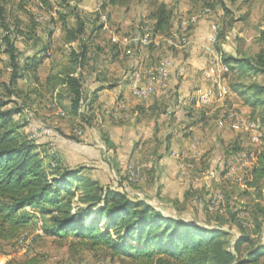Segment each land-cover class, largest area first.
I'll return each instance as SVG.
<instances>
[{
    "label": "trees",
    "instance_id": "16d2710c",
    "mask_svg": "<svg viewBox=\"0 0 264 264\" xmlns=\"http://www.w3.org/2000/svg\"><path fill=\"white\" fill-rule=\"evenodd\" d=\"M25 1L21 0V8ZM36 1L52 9L49 0ZM129 1L104 0L100 8L118 3L127 9ZM3 13L0 3V56L7 55L6 67L10 68L6 81L0 72L1 240L17 238L25 226L32 222L33 210L36 209L47 217V222L42 218L45 234L60 239L73 237L84 248L109 252L110 258L117 259L121 264H264V84L253 81L241 90L234 86L243 104L253 108L249 118L257 120L261 126L260 144L253 148L255 161L244 173L245 188L239 197L249 196L252 190L260 201L256 200L250 206L251 210L245 205L237 208L231 201L233 188L227 192L222 190L231 203H227L226 211L233 208L231 218H237V232L231 239V230L219 224L217 228L168 216L143 200L131 199L124 191L103 187L97 181L81 176L78 170L62 168L54 158V166L45 165L38 145L20 135L19 127L15 124V115L25 108L21 95H26L18 84L21 80H29L35 92V87L43 86L50 91L57 104L63 100L62 108L68 116L79 119L80 123L90 124L94 96L88 98L84 95L81 73L90 57L89 41L85 38L88 23L75 8L58 13L64 44L76 42L77 49H70L69 63L62 71L53 75L50 72L42 83L38 71L47 56L41 54L48 51L52 32H49L47 44L38 53L20 61ZM68 14L75 17L74 26L69 25ZM98 18L94 17L88 35L91 36L102 27V23H97ZM171 18L172 10L166 4L155 3L151 14L154 32L168 34ZM25 31L20 32L21 35L28 39L35 37L32 26ZM259 42L260 48L252 58L229 56L228 61L221 51L223 61L237 66L247 75H264V31H260ZM192 104L198 114L197 120L201 121L203 117L207 120L205 110L196 108L194 102ZM104 140L108 143L107 138ZM243 150L236 139L224 149L227 157ZM94 210L96 216L88 219L89 213ZM242 212L246 213L244 217L241 216ZM5 264L44 262L41 257L34 255L23 260L11 258Z\"/></svg>",
    "mask_w": 264,
    "mask_h": 264
},
{
    "label": "crops",
    "instance_id": "0c3cea01",
    "mask_svg": "<svg viewBox=\"0 0 264 264\" xmlns=\"http://www.w3.org/2000/svg\"><path fill=\"white\" fill-rule=\"evenodd\" d=\"M103 1L64 0L65 5L61 6L62 13H66L69 7V9L75 8L81 17L86 18L87 33L93 25V16L98 15L97 23H102V27L92 34L98 39L88 46V53H93V58L88 59L81 72L82 78L85 76L89 83L87 97L94 96L92 121L90 124H84L80 123L79 119H72L69 116L70 120L66 123L59 122V126L62 127L59 130H63L66 136L69 131L73 129L76 131L77 124L83 125L85 129L80 130L82 137L78 139L93 147H79L78 144L71 146L60 137L62 139L59 146L64 148L63 156L56 153L54 156L48 154L47 143L37 144L42 162L47 165L53 158L56 161L79 159L81 163L77 166L61 165V167L78 170L81 176L97 181L103 187H108L102 184L105 180L104 175L115 176L117 172L114 166L118 173L121 167L124 171L127 157L145 163L147 167L138 180V189L134 191L141 197L133 198L126 189L123 191L131 199L143 200L156 210L176 218L177 212L172 207L180 206L185 201L186 206H189L187 198L193 191H197L198 194L215 188L227 192L231 188L229 183L233 182L232 178H225L221 167L222 161L227 157L224 151L227 140L237 135V131L225 127L218 141L200 140L197 137L199 132L207 131L209 125L204 117L201 121L197 120L198 114L192 106L194 90L206 85L202 78V70L207 65L208 55L201 45L212 36V24L215 21L213 23L209 8H201L203 4L201 0H150L151 6L145 2L146 0H130L128 5L132 10L133 15H130L132 18H128L124 10L126 6L118 3L107 4L101 9L100 5ZM153 3H164L168 8L175 6V9H172L169 32L177 31L184 20L200 15L190 26L189 43L185 48L167 47L160 35L157 36L155 44L147 47L129 42L131 37L140 32L136 21L148 11V19L153 27L154 20L151 19ZM205 9H209V12L203 14ZM180 13L182 15L178 18ZM117 15L121 18L116 19ZM174 15L179 19L177 22L174 20ZM67 21L70 26H74L76 19L68 14ZM113 36L119 41L112 42ZM127 49L131 50V53L127 54ZM100 58L105 61L99 62ZM165 60L170 62V74L165 85L156 88L145 99L133 98L128 85L130 71L135 68H155ZM49 73L48 70L43 77L39 76L42 83ZM95 91L96 93L93 94ZM122 98L127 100L126 109L117 107V101ZM45 106L41 114L46 121L53 120L51 116L53 112L47 109L48 104ZM242 108H244L243 115H251L253 108L248 106ZM190 110L192 117L189 114ZM32 123L26 128L27 130L31 126H37ZM47 125L48 128H45L52 129L50 124ZM51 131L55 133L53 129ZM104 138H107L108 143ZM240 140L243 142L237 141L241 148L247 145L245 138L240 137ZM193 142H197L195 147L192 146ZM173 151L179 152L182 158L178 159L172 155ZM254 161L253 157L252 163ZM209 172H212L213 176H209ZM239 186L245 187L242 183H239ZM165 207L172 211L166 212ZM262 240L264 243V235Z\"/></svg>",
    "mask_w": 264,
    "mask_h": 264
},
{
    "label": "rangeland",
    "instance_id": "374dc122",
    "mask_svg": "<svg viewBox=\"0 0 264 264\" xmlns=\"http://www.w3.org/2000/svg\"><path fill=\"white\" fill-rule=\"evenodd\" d=\"M201 1L203 3L201 8L205 7L210 9V16H212V21L213 23L215 21V24H217L218 26L219 35L217 38V48L220 52L222 51L226 60L229 61V56L235 58H252L253 56H255L260 48V31H264V0ZM49 2L52 6V9L45 8L36 0H26L22 5L24 8L23 9L20 7V4H22L21 0H0V3L2 4L4 10L3 17L9 25V35L12 42L18 49V57L20 61L25 59L26 56H31L34 53H38L39 50L45 44H47V36L50 31L52 32L51 41L48 48L50 55L44 58V62L40 66L38 71L39 76L41 77H43L48 72V70L52 75L62 71L63 68L66 67L69 63L70 49L72 47L77 49L76 42L72 43V45L64 44L63 42L62 31L60 27L61 24L58 22V13L62 12L61 9L63 8L61 6L65 5L64 0H49ZM145 2H147V4L151 6L150 0H146ZM153 5H155V3H153ZM68 9L67 12L71 10ZM170 9L174 10L175 6H170ZM124 10L128 15V18H132L130 17V15L133 14L132 10H130L129 5L128 8H124ZM148 13L149 11L146 12L144 16H140V18L136 21V24H138V28H140L144 20L149 18ZM120 15H117L116 17L118 18L116 19H120ZM181 15L182 13L178 15V18ZM174 18L176 22L179 20L176 19V15H174ZM30 26H32L35 30V37H33L32 39H28L26 36H23L20 33L26 32L25 30L29 29ZM130 26L132 25L130 24ZM3 32L5 33V30ZM85 38H87V40L89 41V45H91V42H96V40L98 39L93 35H88V33L87 35H85ZM89 56V60L92 59L93 53H90ZM7 58L8 57L6 54L0 56V72L2 73V78L4 81L7 80L8 74L10 73V68L6 67ZM103 61H105V59H99V62L102 63ZM226 63L229 66V71L224 75V83L229 90V94L221 101H216L208 106L203 107L205 111L209 112V115H205L208 117L206 122L209 126L207 131H200L197 137H199L200 140H204V142L218 141V138H220L222 131H224L225 128L224 130L223 128L220 129L217 126V120L225 118V112L227 110L232 109L239 115L245 116L243 115L244 111L242 109L244 108H242V106L247 105L243 104V99L234 91V86H236L237 89L241 90L243 89V86L253 81L264 84V75H247L245 72H241L237 66L232 65L230 62ZM82 81L83 93L85 96H87L86 92L87 90H89V83L87 82V78H85V76L82 78ZM18 86L21 90H23V92H26V95H21L24 101L25 108L20 114H17L14 117L15 124L19 127L18 132L20 135L26 136V128L32 122L33 125H41L42 127L47 128L49 126L47 124H50L53 131L59 137V139L54 143V150L56 154L63 156L64 148L63 146H59V142H61L62 138L65 140L64 142H67L71 146H74L76 144H78L79 147L91 146L85 141L81 142L78 139L82 137V132L80 130H82V128L83 130L85 129V127L81 124L76 123L77 126H75V130L81 132L80 135L76 134V131H74V129L69 131L68 136L65 135L63 130L60 131L62 127L59 126V122L61 124L64 122L66 123L68 120H70L67 112L66 116L64 117L52 114L51 116H53V120H45L44 115L41 114L43 110L42 108L45 105L50 104L51 101H54V98L50 95L49 90H47L43 86H38L35 87L37 92L36 93L33 89L34 87L30 86L29 80L25 81V79L19 81ZM232 104L238 105L235 106ZM58 105L62 108L63 100H59ZM47 109L52 111L49 107ZM249 116L250 114H247L246 117L249 118ZM232 130L233 129H231V131ZM236 133L237 135H234L227 140V144L225 147L228 148L235 141V139L239 140L240 143H242L243 141L241 142L240 137L245 138L247 145L243 144L244 146H242V148H244V150L242 152L244 155H246L249 162L248 165H246L242 170H239L233 176V182L229 183V187L233 188L231 201L235 203V206H237V208L240 205H245L249 208V210H251L250 206L254 205L257 201H260V198H258V196L252 190V194L247 197L242 196L243 198H240V192L241 190H244L245 187H240L239 183L243 184L244 173L252 165L251 159L253 158V148H255L256 146L250 142L246 133L238 130ZM191 139H193V137H191ZM43 143L40 144L42 145ZM93 145L95 144L93 143ZM68 155L69 154H67V156ZM58 159H60V157ZM70 160L62 159V161H57L59 162L60 166L63 165L69 167L77 166L81 163L78 161L79 159H74L71 161ZM129 160L130 158L127 157L125 166ZM125 166L124 171L121 167V170L119 171L120 173H118L116 167L114 166L115 171L117 172L115 173L116 175L113 176L111 174L110 177L109 174H105V180L102 181V184L108 187H112L116 190L118 189L119 191H123L124 189H126L128 193H130L131 197L140 198L141 196L137 195L136 192H134L139 187V185L137 184L138 181L135 183H128L125 179ZM221 168L223 171H225L223 167ZM236 186L237 188H235ZM213 190L218 189L213 188ZM196 192L197 191H193L189 194L190 196H188L187 198L189 206H186L185 201L180 206L172 207L177 212L176 218L187 222L195 221L198 224H206L213 227L217 226V228L219 224L223 228L231 230V236L229 238L232 239L234 233L237 232V228L235 226L237 218L233 220L230 215L234 211V209L232 208V210L230 211L227 210L224 214L208 213L205 211L203 206L197 203V199L205 198L209 191H201L198 194H196ZM262 194H264V186ZM169 211L171 212L172 210L166 208V212ZM95 216L96 211L94 210L89 213L88 219L91 220ZM32 217V222L26 225L25 229H28L34 223V220L37 217L43 218L47 222V217L39 213L36 209L33 210ZM34 255H38L39 257H41L44 264H121L117 259L112 260L110 258L109 252L101 249L93 251L84 248L79 244L78 240L73 237L60 239L58 237L49 236L47 234L42 236H35L32 240L31 246L28 249L22 248V245L18 241V237L10 241H3L0 239V264H5L7 260L11 258L23 260Z\"/></svg>",
    "mask_w": 264,
    "mask_h": 264
},
{
    "label": "built area",
    "instance_id": "2783aa9c",
    "mask_svg": "<svg viewBox=\"0 0 264 264\" xmlns=\"http://www.w3.org/2000/svg\"><path fill=\"white\" fill-rule=\"evenodd\" d=\"M209 9H205L202 13L206 14ZM200 17L199 14L192 16L189 19L184 20L181 23L180 28L177 31L168 32V34H158L154 32L152 24L149 19L144 20L140 26L139 34L131 37L129 42L137 46H151L155 44L157 36L160 35L161 39L165 42L169 48L182 49L189 43V30L190 26ZM213 34L201 45L202 49L208 55V61L206 67L202 70V78L206 82L205 86L197 87L192 95V100L196 108H203L216 101H221L228 94L229 90L224 83V75L229 71V66L223 61L222 54L217 48V24H212ZM116 36L112 37V42H118ZM126 53H131V50H126ZM42 56H49V51L42 53ZM170 74V62L168 60L163 61L160 65L151 69H138L135 68L130 71L129 74V90L130 94L135 99H145L152 94L156 88L163 87ZM48 107L52 110L53 114L60 117L66 116V111L61 108L55 101H51ZM118 109L127 108V100L125 98L117 101ZM204 109V108H203ZM225 118L217 120V126L219 128L228 127L233 130H238L246 133L248 139L252 144L258 146L260 144L261 126L257 120H253L246 116L239 115L236 111L230 109L225 112ZM205 115H209L206 112ZM26 138L35 144L47 143L48 154L54 156V143L58 140V135L52 133L51 130L45 127H32L27 130ZM76 134H81L80 131H76ZM44 142V143H45ZM197 142H193L192 146L195 147ZM172 155L181 159L179 152H172ZM252 160V159H251ZM248 159L243 153H234L222 161V167L224 168L225 178H233V176L248 165ZM56 161L53 159L50 162V166H54ZM182 164V163H180ZM251 164L252 161H251ZM183 166V165H182ZM145 163L130 159L125 166V179L128 183H135L141 177L143 171L146 169ZM209 176H213L212 172H209ZM197 203L205 209L206 212L211 214H224L226 212L228 199L226 195L220 190H209L205 198H198ZM245 212L241 213L244 217ZM244 225H248L247 222H243ZM45 235L44 221L42 218L37 217L34 223L28 228L23 230L19 236L18 241L22 245L23 249H28L35 236Z\"/></svg>",
    "mask_w": 264,
    "mask_h": 264
}]
</instances>
